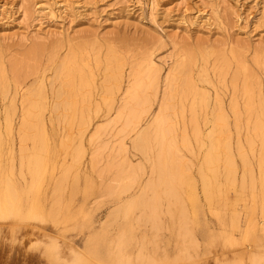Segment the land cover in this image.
<instances>
[{"label": "rangeland", "instance_id": "1", "mask_svg": "<svg viewBox=\"0 0 264 264\" xmlns=\"http://www.w3.org/2000/svg\"><path fill=\"white\" fill-rule=\"evenodd\" d=\"M66 61L70 86L60 73ZM185 77L196 94L183 91ZM39 94L45 141L41 126L20 124L23 98ZM262 111L264 0H0V188L9 182L26 204L27 158L37 146L48 159L45 219H1L0 262L71 264L94 245L92 264L264 258ZM160 117L184 173L165 156L169 185L154 168ZM121 233L134 240L131 263L113 261ZM51 244L58 262L48 259Z\"/></svg>", "mask_w": 264, "mask_h": 264}, {"label": "bare ground", "instance_id": "2", "mask_svg": "<svg viewBox=\"0 0 264 264\" xmlns=\"http://www.w3.org/2000/svg\"><path fill=\"white\" fill-rule=\"evenodd\" d=\"M156 1V0H155ZM69 59V58H68ZM150 59H151V57H150ZM148 61V60H147ZM74 62V61H73ZM149 64H150V66L152 67V68H156L155 67V63L152 61V60H150V62H149ZM72 65H71V63L70 62H68V61H66V64H64V65H60V73L62 74V77H63V75H64V77H65V79H64V83L66 84V85H68V86H70V84H72V83H70V80H69V75L70 74H72L73 72H75V71H73L72 72V67H71ZM187 66L186 65H182V68L184 69V68H186ZM74 69H75V66L73 67ZM156 70V69H155ZM72 72V73H71ZM155 72L156 71H154V74H155ZM149 73V72H148ZM157 73V72H156ZM58 74H59V72H58ZM60 75V74H59ZM246 76H245V79H246V81H248V80H250L251 79V77H252V75L250 74H245ZM61 76V75H60ZM170 76V75H169ZM188 76V75H187ZM67 77H69L68 79H67ZM84 77V76H83ZM82 77V78H83ZM159 77V76H158ZM79 78V77H78ZM85 78V77H84ZM84 78H83V80H84ZM167 78V80H168V76L166 77ZM186 78V77H185ZM153 79V80H152ZM152 79L151 80H149L151 83H155V79H154V77H152ZM190 79V78H189ZM188 78H186L185 79V82H182L183 83V86H184V89H183V91L186 89V91H190V90H194V93L196 94L197 92L196 91H198V89H197V87H196V91H195V87L193 86V83L189 80ZM148 80V79H147ZM159 81V80H158ZM80 82V81H79ZM83 82V81H82ZM165 82V81H164ZM81 83V82H80ZM167 83V82H166ZM168 84H169V81H168ZM167 84V85H168ZM134 85V84H133ZM81 86V85H80ZM135 86V85H134ZM154 86V85H153ZM192 86L194 87V89H192ZM131 87V86H130ZM107 88H109V87H107ZM111 88V87H110ZM139 88L141 89L142 88V86H139ZM156 88V87H155ZM244 89H245V91H246V93L245 94H247L248 95V100H247V104H246V106H247V109H248V106H250V105H252V101H251V99H252V97L253 96H251V94H249V90H248V86L246 85V86H244ZM107 90V89H106ZM129 90V89H128ZM111 91V90H110ZM109 91V92H110ZM252 91V90H251ZM127 92H129V91H127ZM142 92V91H141ZM163 92H165V91H163ZM188 93V92H187ZM194 93H192V94H194ZM252 93V92H251ZM165 94V93H164ZM129 95V94H128ZM133 95V94H132ZM199 95H201L202 96V94H201V92H199ZM203 95H204V93H203ZM131 96V95H130ZM128 97V96H127ZM165 97V96H164ZM203 97V96H202ZM204 97H205V102H206V96L204 95ZM203 97V98H204ZM260 97V96H259ZM138 98V97H137ZM195 98L197 99V97H196V95H195ZM203 98L201 99V98H199L201 101H203ZM124 99V98H123ZM132 99V98H131ZM260 99V98H259ZM42 100V95H38V98L35 100V101H29L27 98H23V101H22V103H23V107H22V110H21V116H20V124H21V127H22V129L24 130V129H26V128H28V127H30V126H34V125H38V126H41V131L42 132H40L37 136H39L38 138L40 139V140H44L45 141V139H46V136H47V134L45 135V130L43 131L42 130V128H43V124H44V121H43V119H42V117H41V114H40V112H41V110H45V104H44V102L43 101H41ZM254 100V99H253ZM129 101H130V97H129ZM132 101V100H131ZM141 101V100H140ZM260 101V100H259ZM122 102V101H121ZM126 102V104H127V101H125ZM124 102V103H125ZM144 102H146V101H144ZM143 102V103H144ZM201 103V102H200ZM204 103V102H203ZM261 103V102H260ZM167 104H169V102H168V99H167ZM140 105V104H139ZM143 105V104H142ZM145 105V104H144ZM143 105V106H144ZM261 105V104H260ZM124 106V105H123ZM137 106V105H136ZM150 106H151V104H150ZM161 106V105H160ZM13 107V106H12ZM126 107V106H125ZM193 107V106H192ZM159 108V107H158ZM126 109V108H125ZM221 109V108H220ZM253 109V108H252ZM15 108H12V110H10V112L9 113H11V112H15ZM141 110H143V109H141ZM9 111V110H8ZM132 111V110H131ZM144 111V110H143ZM159 111H160V108H159ZM247 111V110H246ZM43 112V111H42ZM157 112V111H156ZM262 112H264V111H262ZM9 113H8V115H9ZM141 113V112H140ZM143 113V112H142ZM162 113V112H161ZM237 113V112H236ZM239 113V112H238ZM137 114V113H136ZM135 114V115H136ZM145 114V113H144ZM156 115H157V113H156ZM259 115V114H258ZM160 116H162V115H160ZM10 117V116H9ZM132 117V116H131ZM136 117H137V115H136ZM157 117V116H156ZM155 117V118H156ZM164 117H165V115H164ZM220 117V116H219ZM237 117V116H236ZM139 118V117H138ZM142 118V117H141ZM259 118V117H258ZM257 118V119H258ZM161 119H163L162 121H160V123L157 125V131L159 132V134H158V136L161 138L160 140H158V147H159V152L157 153V164H156V166L154 167L156 170H158V180H159V182H161V183H166L167 185H169V184H171L172 182L171 181H173V179L172 180H169V177L171 176V174H170V172H169V168H168V166H167V164L164 162V157L165 156H170V158H169V161L171 160H176V162H177V160L178 159H180V156L178 155V150H176V148H172V147H169L170 145H169V143H167L166 142V140H165V135L167 134V132H166V130H165V128H164V121H166L164 118H162V117H160V120ZM225 119H226V117H225ZM35 120V121H34ZM154 120H156V119H154ZM10 121H13V120H10ZM34 121V122H33ZM141 121V120H140ZM228 121V120H227ZM135 122H136V120H135ZM262 122V121H261ZM153 123V122H152ZM157 123V122H156ZM261 124H263V122L261 123ZM137 127V126H136ZM136 127H134L135 129H136ZM255 130L257 131V132H264V130H263V128L259 125V124H255ZM149 131V130H148ZM153 132V131H152ZM157 132V133H158ZM148 133V132H147ZM26 135H24L23 137H25ZM258 136V135H257ZM48 138V137H47ZM264 139V138H263ZM262 139V140H263ZM36 140V139H35ZM34 140V141H35ZM48 140V139H47ZM215 140H217L216 138H215ZM252 140V139H251ZM260 143H261V140H260ZM45 144H46V142H45ZM262 147H264V140H263V143H262ZM47 148V147H46ZM260 148V147H259ZM22 149V148H21ZM215 149H217V146H215ZM223 149H224V151L226 150H228L229 151V146H226V149H225V143L223 144ZM28 150V149H27ZM46 150V149H45ZM239 150V149H238ZM23 151V150H22ZM24 151H26V150H24ZM32 151V150H31ZM48 152L49 151H47V155H48ZM261 152H263L264 153V151H261ZM261 152H260V154H261ZM24 153V152H23ZM22 153V154H23ZM230 153V152H229ZM241 154H243L242 152H240ZM42 154V149H41V147H35L34 148V150H33V152L28 156V158H27V163H26V167H27V169H28V171H29V174H30V177H31V180H32V183H31V185H30V187H29V189L26 191V195H27V199L29 200V202H26V204H24L23 203V193L21 192V191H18L17 190V188L16 187H14L13 185H11L9 182H7V184H5V187L4 188H0V220L2 219V220H4V219H13V218H15V219H26V220H31V221H36V219H45V217H44V214H43V206H42V204H41V202L39 201V196H40V191H41V186H40V183H42L41 182V180H43V177H44V173H45V169H46V165L47 164H45L46 162H48V159H43L44 157L41 155ZM45 154V153H44ZM25 155V154H24ZM245 155V154H244ZM23 156V155H22ZM24 157V156H23ZM46 158V157H45ZM25 159H26V157H25ZM168 161V160H167ZM228 161V160H227ZM245 161V160H244ZM25 162V161H24ZM173 162H175V161H173ZM172 162V163H173ZM230 162H231V159H230ZM229 162V163H230ZM130 163V162H129ZM246 163V162H245ZM24 165V164H23ZM152 166H154V163H153V165ZM151 166V167H152ZM170 166V165H169ZM176 166V168L178 169V170H180V175H182L183 176V166H182V164L181 163H179V161L177 162V165H175ZM126 168V167H125ZM172 168V166L170 167V169ZM174 168V167H173ZM153 170V169H152ZM173 170V169H172ZM171 170V171H172ZM127 171V170H126ZM230 172V171H229ZM155 174V173H154ZM173 174V173H172ZM132 175V174H131ZM178 175H179V171H178ZM264 175V174H263ZM153 176H155V175H153ZM173 176V175H172ZM171 176V177H172ZM180 177V176H178V179H179V177H180V179L181 178H184V176L183 177ZM170 177V178H171ZM175 177H176V175H175ZM152 178H154V177H152ZM178 180V181H181V180ZM135 180V179H134ZM154 182V181H153ZM174 183V182H173ZM181 183V182H180ZM179 183V184H180ZM262 183H264V181L262 182ZM160 184V183H159ZM147 186H148V184H147ZM152 186H153V184H152ZM169 187V186H168ZM167 187V188H168ZM174 187V186H173ZM177 190V189H176ZM169 194V193H168ZM176 194L174 193V195H172V196H175ZM177 197V196H176ZM175 198V197H174ZM155 202H156V200H154L152 203L153 204H155ZM130 207V206H129ZM264 207V206H263ZM154 208V207H153ZM121 210H123V211H121V212H123V214H124V216L126 217V218H128L129 217V215L131 214L130 213V211L132 210H130L129 211V209H127V208H122ZM154 211V210H153ZM159 211V210H158ZM264 211V210H263ZM152 212V211H151ZM263 212L261 211V214H262ZM156 217H158L157 215H155ZM263 216V215H262ZM42 221V220H41ZM156 221V220H155ZM262 222V221H261ZM156 223V222H155ZM255 223V222H254ZM253 222H251L250 224H249V222H247V227L246 228H248V229H250V231L252 230V231H255L257 228V225H256V227H255V224H254ZM264 223V222H263ZM234 225V224H233ZM262 225V224H261ZM188 227V226H187ZM234 227H235V225H234ZM260 228V227H259ZM128 231H129V227H128V229H127ZM187 230V229H186ZM185 230V231H186ZM244 230H247V229H245L244 228ZM261 230L263 231L264 230V225L262 226V228H261ZM247 231H249V230H247ZM257 231V230H256ZM188 232V231H187ZM245 232V235H246V233H247V235H250V233L248 234V232H246V231H244ZM243 232V233H244ZM105 233H106V231H105ZM104 233V234H105ZM122 234V233H121ZM104 236V235H103ZM101 238V237H100ZM222 239H224V238H222ZM133 240V238H132V236H131V234L130 235H127V234H122L119 238H118V240L115 242V243H117V245H116V248H115V251H114V254H113V261L114 262H118V263H131V260H130V258H129V246L131 245V241ZM114 241V240H113ZM134 241V240H133ZM225 241V240H224ZM97 243H99V242H97ZM138 244V243H137ZM136 244V245H137ZM142 245V244H141ZM224 245H226L225 243H224ZM106 247V246H105ZM143 247V246H142ZM17 249V248H16ZM48 249V254L47 255H49V257H48V259L49 258H52V261L53 262H58L60 259V255H59V253H60V251H59V248H57L56 247V245L55 244H51V245H49V247L47 248ZM93 249H94V251H92V249H90L89 251H88V253L89 254H86V253H84V255L85 256H78V254H83L82 252H80V253H78V254H76L77 256H75V258L73 259V262L71 263V264H92L91 262V259H92V256H94V257H96V258H98V255H99V253H98V246H96V245H94L93 246ZM109 249V248H108ZM15 250V249H14ZM22 251V250H21ZM21 251H16V252H14V254L12 255L13 257H14V259H15V261H16V259L17 258H19L20 257V255H21ZM47 251V250H46ZM81 251H83V250H81ZM77 252V251H76ZM25 253V252H24ZM133 253V252H132ZM26 254V253H25ZM92 254V256H90ZM6 255V254H5ZM9 255V254H8ZM73 255V254H72ZM111 255V254H110ZM132 255V254H131ZM1 256H3V254H2V252H1V248H0V257ZM3 258V257H2ZM4 258H5V256H4ZM9 257H7L5 260H7ZM24 258V257H23ZM5 260H4V263H5ZM20 260V259H19ZM21 261H23V260H21ZM71 262V261H70ZM1 264L3 263V262H0ZM7 263V262H6ZM9 263H10V261H9ZM18 263V262H17ZM20 263H23V262H20ZM28 263V262H27ZM26 263V264H27ZM45 263H47V262H45ZM252 264H264V258H258V257H254L253 259H252V262H251ZM14 264H16V262L14 263ZM48 264V263H47ZM102 264V263H101ZM231 264V263H230ZM232 264H236V263H232Z\"/></svg>", "mask_w": 264, "mask_h": 264}]
</instances>
